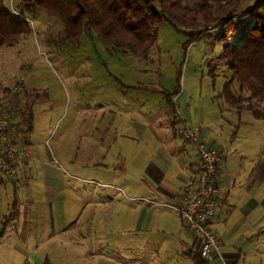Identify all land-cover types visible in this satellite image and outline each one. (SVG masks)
Listing matches in <instances>:
<instances>
[{
    "label": "rangeland",
    "instance_id": "rangeland-1",
    "mask_svg": "<svg viewBox=\"0 0 264 264\" xmlns=\"http://www.w3.org/2000/svg\"><path fill=\"white\" fill-rule=\"evenodd\" d=\"M23 1L3 0L32 32L14 46L0 48V111L11 115L1 133L27 156L15 157L20 186L15 188L1 176L0 207L26 201L44 209L31 227L38 242L30 241L26 251L15 237L8 239V229L0 239V264H199L195 247L189 254L185 241L181 249L178 245L177 234L187 226L174 211L156 208L155 225L143 229L150 233H139L145 205L135 196L142 190L119 165L146 166L157 147L155 139L166 135L165 129L157 133L150 127L149 108L165 104L160 92L182 88L193 96L196 107L202 105V92H219V99L227 102L222 88L232 75L221 57L223 45L237 49L230 47L233 39L246 32L254 17L246 12L247 18H236L234 23L241 24L235 30L233 25L226 28L224 44L217 42L219 31L213 29L190 45V36L199 30L164 23L148 54L135 57L108 47L95 33H84L73 44L59 18L41 9L26 10ZM202 1L183 3L196 8ZM207 1L215 5L231 0ZM235 1L239 16L256 0ZM237 86L233 82L239 96L236 106L228 104L248 109V93H240ZM24 109L25 122L11 128L19 125ZM121 123L136 124L138 130L121 138ZM259 132L264 135V124ZM106 151H111L110 157ZM53 213L63 226L49 224ZM162 213L170 218L162 219ZM260 237L251 250L256 251L257 264H264V228ZM41 250L43 259L32 256L41 255Z\"/></svg>",
    "mask_w": 264,
    "mask_h": 264
},
{
    "label": "crops",
    "instance_id": "crops-1",
    "mask_svg": "<svg viewBox=\"0 0 264 264\" xmlns=\"http://www.w3.org/2000/svg\"><path fill=\"white\" fill-rule=\"evenodd\" d=\"M239 14L242 15L243 12ZM184 92L182 88L174 92H160L163 94L165 104L159 108H149L151 129L159 133L158 131L163 128L166 135L163 138V134L162 136L159 134L160 137L155 139L157 147H153L148 164L140 167L143 171L137 169L139 167L137 164L135 166L133 164L130 169L125 164L119 165V170L135 178L142 190L135 196L138 197L137 201L145 205L138 231L146 233L148 230H143L146 224L155 225L156 208L177 213L168 205L180 203L181 190L189 182H195L199 175L201 165L196 148L182 138L181 130L187 125L221 154L217 177L218 207L215 228L227 263L257 264L256 251L251 250V247L257 240L262 239L260 235L263 234L264 228V135L259 132L264 119L255 117L247 109H242L243 111L234 109L223 98L219 99V92H208V96L202 92L199 97L202 105L197 107L193 104V96ZM177 113H180L185 121L177 119ZM136 129L137 126L133 123H121L117 128L121 138L125 137L126 132ZM5 132L8 131L5 129ZM141 135L143 137V131ZM106 153L111 156V151ZM1 176L0 186L4 184ZM43 209L42 204L38 206L37 203L26 201L0 207V225L4 224V235L10 229L8 239L15 237L27 251L30 248L28 245L30 241L38 242V235L32 232L31 227L33 220L41 215ZM161 215L164 220L170 218L167 213ZM62 223V219L55 217L54 213L49 218V224L53 227L63 226ZM177 235L180 249L181 242L185 241L190 247L187 248L189 254H192L194 247L196 253H200L199 243L188 226ZM37 247L34 245L36 250ZM41 252V255L34 253L32 256L36 255V259H43L39 256H43L45 251ZM250 254L254 255L253 259H248Z\"/></svg>",
    "mask_w": 264,
    "mask_h": 264
},
{
    "label": "trees",
    "instance_id": "trees-1",
    "mask_svg": "<svg viewBox=\"0 0 264 264\" xmlns=\"http://www.w3.org/2000/svg\"><path fill=\"white\" fill-rule=\"evenodd\" d=\"M238 5L239 2L235 0L215 5L203 0L196 8L184 4L183 0H24L21 7L29 11L45 10L59 18L67 40L73 44L79 43L84 33H95L108 47L135 57L148 54L157 42L159 28L164 23L186 31L199 30V36H190V45L213 29L219 31L217 42L224 44L226 28H232L233 25L235 30L241 24L240 21L234 23L235 19L250 12L254 20L250 19L248 24L253 21L245 45L233 50L223 45L221 57L232 79L223 85L222 93L227 103L236 106L238 93L233 88V82H236L240 93H248L249 105L246 109L255 117L264 119V0H256L243 11L247 14L239 16L236 13ZM31 32L30 24L17 18L0 0V48L14 46ZM246 34L247 29L241 38L233 39L231 46L227 44L232 48L242 46ZM233 44H237L236 47ZM211 77L214 81L216 75ZM11 114L13 116L14 112ZM21 114L19 125L11 128L21 127L25 122L28 114L26 109ZM7 162L18 166V159L9 158ZM195 260L199 264H208L200 253L196 254Z\"/></svg>",
    "mask_w": 264,
    "mask_h": 264
},
{
    "label": "built area",
    "instance_id": "built-area-1",
    "mask_svg": "<svg viewBox=\"0 0 264 264\" xmlns=\"http://www.w3.org/2000/svg\"><path fill=\"white\" fill-rule=\"evenodd\" d=\"M10 116L8 111L0 112V175L6 178V182L12 183L17 188L20 186L17 167L14 163L13 165L7 162V159L15 157L21 159L27 155L8 141L6 133L3 132L4 135L1 133ZM176 118L185 121L180 113H177ZM181 132L185 141L196 148L200 158V172L195 182H189L181 190V202L168 206L173 208L187 224L199 243V252L204 261L208 264H228L221 251L220 237L215 228L218 207L217 177L221 154L191 127L185 125Z\"/></svg>",
    "mask_w": 264,
    "mask_h": 264
},
{
    "label": "water",
    "instance_id": "water-1",
    "mask_svg": "<svg viewBox=\"0 0 264 264\" xmlns=\"http://www.w3.org/2000/svg\"><path fill=\"white\" fill-rule=\"evenodd\" d=\"M252 24H253V21H252V23H251L250 25H248V27H247V34H246V36H245V39H244V43H243V45L240 46V47H238V48H241V47H243V46L245 45V43H246V41H247V38H248V35H249V32L251 31V28H252ZM238 48H237V49H238ZM4 232H5V229H2V230L0 231V238L3 237Z\"/></svg>",
    "mask_w": 264,
    "mask_h": 264
},
{
    "label": "bare ground",
    "instance_id": "bare-ground-1",
    "mask_svg": "<svg viewBox=\"0 0 264 264\" xmlns=\"http://www.w3.org/2000/svg\"><path fill=\"white\" fill-rule=\"evenodd\" d=\"M244 30H245V29H244ZM240 33H243V31H242V30H240ZM241 37H242V35H241L240 37L238 36V38H241Z\"/></svg>",
    "mask_w": 264,
    "mask_h": 264
}]
</instances>
